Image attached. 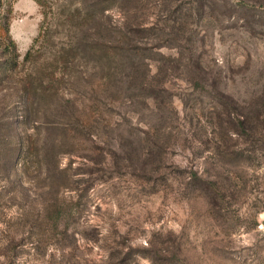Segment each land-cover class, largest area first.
<instances>
[{
  "label": "rangeland",
  "instance_id": "obj_1",
  "mask_svg": "<svg viewBox=\"0 0 264 264\" xmlns=\"http://www.w3.org/2000/svg\"><path fill=\"white\" fill-rule=\"evenodd\" d=\"M0 264H264V0H0Z\"/></svg>",
  "mask_w": 264,
  "mask_h": 264
},
{
  "label": "trees",
  "instance_id": "obj_2",
  "mask_svg": "<svg viewBox=\"0 0 264 264\" xmlns=\"http://www.w3.org/2000/svg\"><path fill=\"white\" fill-rule=\"evenodd\" d=\"M37 2H40L41 0H36ZM1 28H2V30H3V36L6 38V39H8V43L6 44V47L7 46H9V45H12L13 47H15V42H14V40L10 37V34H9V20H5L4 19V21H3V23L1 24ZM38 39V38H37ZM37 39H35L36 41H37ZM31 55V50L29 49L28 51H27V54H26V56H30ZM35 146V144H34V142L33 141H31V143L30 144H28V149L30 150V148H31V150H32V148Z\"/></svg>",
  "mask_w": 264,
  "mask_h": 264
}]
</instances>
